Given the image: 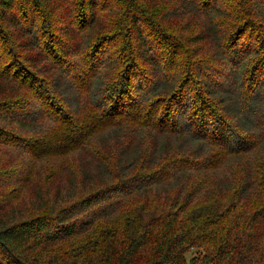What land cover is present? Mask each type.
Returning <instances> with one entry per match:
<instances>
[{
  "label": "trees",
  "instance_id": "obj_1",
  "mask_svg": "<svg viewBox=\"0 0 264 264\" xmlns=\"http://www.w3.org/2000/svg\"><path fill=\"white\" fill-rule=\"evenodd\" d=\"M0 151V264H264V0H0Z\"/></svg>",
  "mask_w": 264,
  "mask_h": 264
},
{
  "label": "rangeland",
  "instance_id": "obj_2",
  "mask_svg": "<svg viewBox=\"0 0 264 264\" xmlns=\"http://www.w3.org/2000/svg\"><path fill=\"white\" fill-rule=\"evenodd\" d=\"M200 49H199V51H200ZM205 51L206 50H204V53H206ZM208 59H209V56H208ZM195 111H196L195 109H194L193 112L190 111L189 112L190 115L195 116ZM208 123L209 124H213V123H210V122H208ZM8 163H9V159H7L6 152L0 151V181H2V183H0V204L1 205H6V204H8L10 202H14V199H11V198H13V196L11 194L12 187H10V185H13L14 178H18V174L20 173L18 171V169L20 171H25V172L29 169V166L26 165L24 167V164H23V167H20V168H17V169H12V166L8 165ZM33 171L34 170H32V172ZM5 179H6V181H5ZM14 197L16 199L20 198L18 195L14 196ZM20 199H22V198H20ZM200 255H201V251L200 250H191L187 254V258H188V260H192L194 258L199 257Z\"/></svg>",
  "mask_w": 264,
  "mask_h": 264
}]
</instances>
